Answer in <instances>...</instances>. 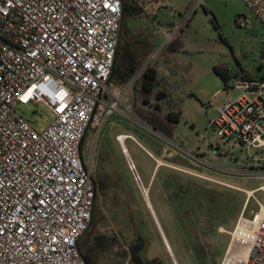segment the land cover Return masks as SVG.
<instances>
[{"label":"built area","instance_id":"1","mask_svg":"<svg viewBox=\"0 0 264 264\" xmlns=\"http://www.w3.org/2000/svg\"><path fill=\"white\" fill-rule=\"evenodd\" d=\"M189 1L185 18L203 0ZM243 1L264 27V0ZM123 14L124 0H0V264H87L79 241L92 222L96 185L85 135L121 109L157 133L132 110L138 75L122 87L111 80ZM233 88L242 94L228 97L210 127L249 156L264 149V81L238 79ZM31 103L52 114L42 131L18 111ZM176 144L184 160H205ZM171 167L246 194L220 264H264V185L245 190ZM218 167L264 180V164ZM129 168L136 170L133 162ZM251 200L258 209L247 216Z\"/></svg>","mask_w":264,"mask_h":264},{"label":"rangeland","instance_id":"2","mask_svg":"<svg viewBox=\"0 0 264 264\" xmlns=\"http://www.w3.org/2000/svg\"><path fill=\"white\" fill-rule=\"evenodd\" d=\"M136 1L143 9V20L150 21V29L158 40V48L150 58L158 56L172 42L173 48L182 46L179 52L165 53L162 65L167 67L161 70L164 74L159 72L167 83L170 82L169 92L183 108V118L174 130L175 139L195 155L224 168L242 170L245 166L264 164L261 161L264 149L252 148L248 156L246 147L238 143L232 148L223 142L218 131L210 127V122L218 115V108L228 97L236 99L242 94L233 88L242 73L251 75L253 80L264 81V27L260 21L250 13L243 0H203L188 18L184 15L189 0ZM239 18H247L245 25L238 24ZM216 66H223L231 72L228 84L215 73ZM18 111L39 131L47 128L52 120L51 112L42 104L20 105ZM116 115L126 119L127 124L141 126L122 109ZM114 116L101 129L92 124L83 143L84 159L91 167L93 177L104 173L109 181L108 196L99 198L106 221L99 225L98 233L119 240L117 244L104 243L98 249L101 264H131L128 257H119L117 253L127 252L140 230L150 243L148 260L158 259L164 264H203L196 256L201 255L205 261L207 249L204 243L207 241L217 249L212 264H220L230 241L228 232L243 209L246 194L173 169L171 166L181 165L169 164L167 158H158L150 151L151 156L148 155L145 151L148 146L141 139L126 135L128 131ZM120 133L132 137L125 143L128 156L117 141ZM152 134L174 151L175 157L169 159L170 163L183 155L175 142L162 139L157 133ZM128 159L134 163L135 173L146 187L143 188L147 190V197L142 194V187L138 186ZM187 159L192 166L187 169L194 174L245 190L264 185V180L241 172L228 175L224 169L199 157ZM158 164L160 169L154 174ZM170 180L184 185L194 182L210 188L205 198L208 205H201L202 209H199L200 204L191 200L186 189L173 188ZM256 197L261 200L263 194L259 192ZM150 207L152 213L155 210L154 215ZM257 209L256 202L251 200L246 215L256 213ZM205 215L218 223L217 231L211 229L206 236L200 229V220ZM134 218L141 220L140 228ZM220 228L225 231L220 232ZM162 236L169 246L171 259L165 251Z\"/></svg>","mask_w":264,"mask_h":264},{"label":"trees","instance_id":"3","mask_svg":"<svg viewBox=\"0 0 264 264\" xmlns=\"http://www.w3.org/2000/svg\"><path fill=\"white\" fill-rule=\"evenodd\" d=\"M143 19V9L138 5L137 1L124 0L122 37L118 46L111 80L122 87L127 85L138 75L133 85L132 110L134 115L139 120L149 125L157 133L185 147L174 137L175 127L183 118L182 104L174 99L169 89L163 85V81L165 80L161 77L158 68L151 62H148L151 55L158 48V40L150 29V21H144ZM137 23L140 24L138 25ZM181 49V45L173 48L172 42V44L170 43L164 47L162 53L165 54L168 51L175 53L179 52ZM214 71L226 84H228L232 78L231 72L223 66H216ZM245 78L250 77H242V79ZM226 87L228 89V86ZM125 122L126 123L122 122L125 129L133 133L132 135L136 139H141V141L148 146L146 148L154 156L158 157L162 153L166 145L165 143H161L155 134H152V132L138 124H127L128 122L126 120ZM86 136L87 134L85 137ZM171 161V163L174 162L176 165L179 164L186 168H192L191 164L180 156H177V158ZM93 180L96 185V203L93 209L91 225L79 241V250L87 264H101L97 256L99 253L98 249H100L104 243H106V245L108 243L117 244L119 240L115 237L110 238L98 233L99 225L106 221V216L99 198L105 199L108 196L110 187L108 176L104 173H99L96 177H93ZM169 183L173 188L178 190L182 188L186 189L191 200L200 204L199 209H202L201 205H208L205 198L210 193V188L197 185L194 182L184 185L178 181L175 182L170 180ZM225 202L226 200H224L223 203ZM134 219L136 220V218ZM136 221L138 228H140L142 224L141 220L137 218ZM217 227L218 223L213 222L208 215H205L200 220V229L204 236H206L211 229L216 232ZM204 245L207 249L205 261H203L201 255L196 256L195 254V256L197 259L199 258L198 260L203 264H212L217 255V249L207 241H205ZM149 246L150 243L148 238L140 230L138 236L129 244L127 252H124V254H117L122 258L128 257L131 264H154L157 260L150 261L147 258ZM158 264H160V262H158Z\"/></svg>","mask_w":264,"mask_h":264},{"label":"crops","instance_id":"4","mask_svg":"<svg viewBox=\"0 0 264 264\" xmlns=\"http://www.w3.org/2000/svg\"><path fill=\"white\" fill-rule=\"evenodd\" d=\"M163 49V46H161L160 47V51ZM162 53V52H161ZM160 52L158 53V56H153V58H150L149 60H148V62H151L154 66H156L157 68H158V70H159V72H161V70L162 71H164V66L165 67H167V65H165V64H163L162 65V62H164V58L166 57V54H161ZM147 62V63H148ZM161 74H164L163 72H161ZM243 76H245V77H250L251 78V75H249V74H242V75H240L239 77H238V79H242V77ZM164 80L165 81H163V85H165V87L166 88H168V85L170 84V82H166V79L164 78ZM114 117H116V119L120 122V123H122V122H124V123H126L125 122V120H124V118H122V117H117V115L116 116H114ZM122 118V119H121ZM127 131V130H126ZM133 133H131L130 131H128V133L126 134V135H132ZM119 135H125V134H123V133H120ZM118 135V136H119ZM125 135V136H126ZM133 136V135H132ZM128 139H126L125 140V143H126V141H127ZM160 141V140H159ZM136 142H138L139 143V141H136ZM161 143H164V142H162V141H160ZM140 144V143H139ZM141 145V144H140ZM122 148V147H121ZM145 149V148H144ZM147 149V148H146ZM145 149V151L147 152V154L148 155H150L151 156V154L149 153V150L147 151ZM122 151H124L123 150V148H122ZM173 153H174V151L172 152V150L170 149V148H168V147H165V148H163V151H162V153L158 156V158H161V157H165V158H167V161H169V164H173V165H175L174 163H170V158L171 157H175L174 155H173ZM159 169H160V165L158 164L157 165V167H155V170H154V174H155V172H158L159 171ZM145 187V186H144ZM146 188V187H145ZM244 206H245V202H244V205H243V209H244ZM243 209H242V211H243ZM155 211V210H154ZM241 211V212H242ZM156 213V212H155ZM165 246V245H164ZM165 249H166V247H165ZM166 252H167V254H168V257L170 258V256H169V254H170V252H168V250L166 249L165 250ZM170 251V250H169ZM171 259V258H170ZM153 260H157L156 261V263H154V264H158V262H160V264H164L161 260H158V259H153ZM151 261V260H150Z\"/></svg>","mask_w":264,"mask_h":264},{"label":"bare ground","instance_id":"5","mask_svg":"<svg viewBox=\"0 0 264 264\" xmlns=\"http://www.w3.org/2000/svg\"><path fill=\"white\" fill-rule=\"evenodd\" d=\"M119 138H118V143L121 145V147L123 148V150H124V153L127 155L128 154V151H127V149H126V147H125V138H126V136L125 135H120V136H118ZM128 156V155H127ZM129 158V157H128ZM135 172V171H134ZM140 187H142V190H141V192H142V194L143 195H145V197H147V190L145 189V188H143L144 187V185L142 186V185H140ZM150 206V205H149ZM150 211H151V213H152V208L150 207ZM153 214V213H152ZM154 215V214H153ZM162 235V234H161ZM162 239H163V241H164V244H165V247H167L166 249L168 250V248H169V246H168V244H167V241L164 239V237L162 236ZM168 252H170L169 250H168Z\"/></svg>","mask_w":264,"mask_h":264},{"label":"water","instance_id":"6","mask_svg":"<svg viewBox=\"0 0 264 264\" xmlns=\"http://www.w3.org/2000/svg\"><path fill=\"white\" fill-rule=\"evenodd\" d=\"M122 30H123V19H122V22H121V28H120V41H121V37H122ZM153 130H154V129H153ZM154 131H155V130H154ZM123 152H124V151H123ZM128 163H132V161L128 159ZM134 171H136V170H134ZM134 171H132V172L134 173L135 180H136L138 186H139V187H140V185L143 186L142 181H141L139 175L136 174ZM153 213H154V211H153Z\"/></svg>","mask_w":264,"mask_h":264}]
</instances>
